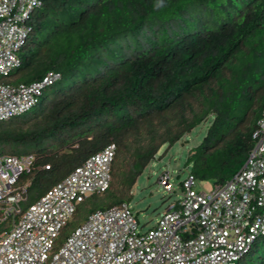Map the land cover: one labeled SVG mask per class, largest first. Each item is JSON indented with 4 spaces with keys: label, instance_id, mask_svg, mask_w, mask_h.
<instances>
[{
    "label": "trees",
    "instance_id": "16d2710c",
    "mask_svg": "<svg viewBox=\"0 0 264 264\" xmlns=\"http://www.w3.org/2000/svg\"><path fill=\"white\" fill-rule=\"evenodd\" d=\"M11 85L59 79L25 113L0 122V156H34L23 208L113 144L110 183L77 205L128 204L162 145L210 118L184 161L220 185L242 165L264 106V0H39ZM63 227L55 245L70 232ZM238 264H264V236Z\"/></svg>",
    "mask_w": 264,
    "mask_h": 264
},
{
    "label": "built area",
    "instance_id": "2783aa9c",
    "mask_svg": "<svg viewBox=\"0 0 264 264\" xmlns=\"http://www.w3.org/2000/svg\"><path fill=\"white\" fill-rule=\"evenodd\" d=\"M39 0H0V122L32 106L42 90L59 79L11 85L7 74L19 65L17 51ZM252 147L238 170L207 191L195 189L189 173L179 199L155 224L138 232L128 204L95 210L59 245V233L77 205L101 194L110 183L113 144L89 156L34 203L23 208L34 156H0V264H238L251 243L264 236V106L251 132ZM169 174L157 184L172 192ZM198 182V181H197Z\"/></svg>",
    "mask_w": 264,
    "mask_h": 264
},
{
    "label": "rangeland",
    "instance_id": "374dc122",
    "mask_svg": "<svg viewBox=\"0 0 264 264\" xmlns=\"http://www.w3.org/2000/svg\"><path fill=\"white\" fill-rule=\"evenodd\" d=\"M210 118L185 134L172 146L162 145L154 158L144 167L130 189L129 209L137 222L138 232L150 229L156 220L163 214L168 205L179 199L181 190L179 183L188 173V166L184 167V161L189 151L201 141ZM167 172L168 183L172 192L169 194L157 184L159 176ZM210 182L196 181L195 189L207 191L211 188ZM83 210L76 212L68 221L64 229L70 232L82 220Z\"/></svg>",
    "mask_w": 264,
    "mask_h": 264
}]
</instances>
